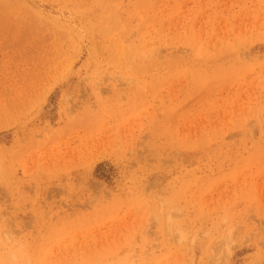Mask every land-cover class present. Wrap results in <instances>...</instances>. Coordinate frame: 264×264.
I'll list each match as a JSON object with an SVG mask.
<instances>
[{
    "label": "rangeland",
    "instance_id": "obj_1",
    "mask_svg": "<svg viewBox=\"0 0 264 264\" xmlns=\"http://www.w3.org/2000/svg\"><path fill=\"white\" fill-rule=\"evenodd\" d=\"M0 264H264V0H0Z\"/></svg>",
    "mask_w": 264,
    "mask_h": 264
}]
</instances>
